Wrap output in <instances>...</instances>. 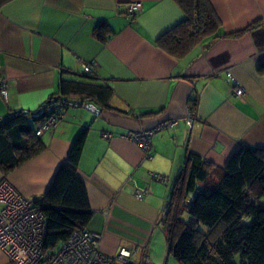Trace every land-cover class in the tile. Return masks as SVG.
<instances>
[{
    "label": "crops",
    "instance_id": "1",
    "mask_svg": "<svg viewBox=\"0 0 264 264\" xmlns=\"http://www.w3.org/2000/svg\"><path fill=\"white\" fill-rule=\"evenodd\" d=\"M208 1L219 23L216 32L179 56L157 44L184 19L175 0L0 5V74L8 81L6 99L0 96V121L14 111H37L57 96L60 78L81 79L83 65L91 67L96 83L111 89L99 115L66 107L57 127L39 136L44 149L5 176L0 172V181L27 199L42 196L85 128L76 166L92 212L85 228L100 235L106 254L129 246L136 247L135 264L145 256L151 264H182L169 252L161 218L188 153L223 168L240 147L264 149V0ZM130 2L141 3L133 17L124 13ZM102 24L104 41L94 35ZM234 86L243 89L241 97ZM190 110L195 120L188 128ZM170 119L178 123L151 136V159L124 137ZM152 174L166 181L151 179ZM142 188L147 193L137 198ZM5 262L0 250V264Z\"/></svg>",
    "mask_w": 264,
    "mask_h": 264
},
{
    "label": "trees",
    "instance_id": "2",
    "mask_svg": "<svg viewBox=\"0 0 264 264\" xmlns=\"http://www.w3.org/2000/svg\"><path fill=\"white\" fill-rule=\"evenodd\" d=\"M8 1L0 0V5ZM175 1L184 19L158 37L157 44L179 56L214 34L219 23L208 0ZM104 30L102 24L94 32L101 41L105 40ZM110 94L109 86L96 83L93 73L83 71L79 80L60 78L57 96L52 95L44 104L79 97L106 108ZM44 118L45 114L14 111L0 121L2 176L44 149L34 133ZM85 134L84 128L46 192L32 200L45 216L43 252L49 254L74 230L84 229L92 215L86 188L76 171ZM161 222L169 252L182 264H264V149L240 147L223 168L188 153Z\"/></svg>",
    "mask_w": 264,
    "mask_h": 264
},
{
    "label": "built area",
    "instance_id": "3",
    "mask_svg": "<svg viewBox=\"0 0 264 264\" xmlns=\"http://www.w3.org/2000/svg\"><path fill=\"white\" fill-rule=\"evenodd\" d=\"M140 9V2L124 4L127 17H133ZM82 70L93 73L89 65H83ZM227 78L233 80L230 73H227ZM7 88L8 81L0 74V96L3 99L7 97ZM233 93L241 97L244 91L241 87L234 86ZM75 106H81L93 115H99L101 112L93 102L73 97L43 104L32 113L37 116L45 114V118L37 124L35 134L40 136L45 131L57 127L60 113L66 107ZM194 120L192 111H188L185 115L188 128L193 126ZM177 123L178 119L165 120L154 128L139 132L130 131L124 137L136 143L146 159H151V136L156 131L171 128ZM150 177L160 182L166 181L158 174H152ZM146 193L147 189L142 188L135 192V196L143 198ZM45 234L46 221L42 211L21 196L8 182L0 181V249L6 256L5 264H135L132 257L136 247L120 246L114 253L106 254L100 249V235L86 228L74 230L51 254L43 252ZM141 264H151L149 257L145 256Z\"/></svg>",
    "mask_w": 264,
    "mask_h": 264
},
{
    "label": "bare ground",
    "instance_id": "4",
    "mask_svg": "<svg viewBox=\"0 0 264 264\" xmlns=\"http://www.w3.org/2000/svg\"><path fill=\"white\" fill-rule=\"evenodd\" d=\"M32 113L33 112H31L30 114L32 115ZM35 130H36V127H35V129H34V133H35ZM36 135V134H35ZM21 195V194H20ZM22 196V195H21ZM24 197V196H23ZM25 199H27L26 197H24ZM28 201H30L31 203L33 202L32 200H30V199H27Z\"/></svg>",
    "mask_w": 264,
    "mask_h": 264
},
{
    "label": "rangeland",
    "instance_id": "5",
    "mask_svg": "<svg viewBox=\"0 0 264 264\" xmlns=\"http://www.w3.org/2000/svg\"><path fill=\"white\" fill-rule=\"evenodd\" d=\"M62 243V242H61ZM1 250V249H0ZM2 251V250H1ZM3 252V251H2ZM4 253V252H3Z\"/></svg>",
    "mask_w": 264,
    "mask_h": 264
}]
</instances>
